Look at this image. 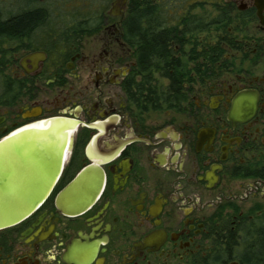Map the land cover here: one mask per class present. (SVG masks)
Segmentation results:
<instances>
[{
	"label": "flooded vegetation",
	"instance_id": "af4514ba",
	"mask_svg": "<svg viewBox=\"0 0 264 264\" xmlns=\"http://www.w3.org/2000/svg\"><path fill=\"white\" fill-rule=\"evenodd\" d=\"M130 3L0 0V143L50 119L70 134L48 200L0 229V264H241L264 222L261 0H136L165 37L152 71ZM242 96L256 110L236 119ZM87 180L97 199L64 213Z\"/></svg>",
	"mask_w": 264,
	"mask_h": 264
},
{
	"label": "water",
	"instance_id": "95a60500",
	"mask_svg": "<svg viewBox=\"0 0 264 264\" xmlns=\"http://www.w3.org/2000/svg\"><path fill=\"white\" fill-rule=\"evenodd\" d=\"M264 28V0L256 4ZM254 103L242 96L233 111L236 119L255 112ZM61 119H50L43 127L16 132L0 143V229L17 225L33 215L50 197L59 181L70 140ZM93 180L68 186L57 201L66 214L87 210L101 192Z\"/></svg>",
	"mask_w": 264,
	"mask_h": 264
},
{
	"label": "trees",
	"instance_id": "16d2710c",
	"mask_svg": "<svg viewBox=\"0 0 264 264\" xmlns=\"http://www.w3.org/2000/svg\"><path fill=\"white\" fill-rule=\"evenodd\" d=\"M149 8L147 4L145 10L138 12L136 0H131L126 20V25L130 28H127L128 37L133 44L134 41H139L142 63L146 71H152L155 65L163 66L166 63L164 52L167 49V46L161 42L165 37L157 36L152 29ZM249 16L254 18L255 22V15L249 14ZM238 244L242 246L238 255L241 264H264V222L249 226L248 232H244Z\"/></svg>",
	"mask_w": 264,
	"mask_h": 264
}]
</instances>
